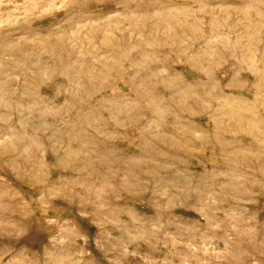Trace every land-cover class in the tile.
Instances as JSON below:
<instances>
[{
  "label": "rangeland",
  "instance_id": "1",
  "mask_svg": "<svg viewBox=\"0 0 264 264\" xmlns=\"http://www.w3.org/2000/svg\"><path fill=\"white\" fill-rule=\"evenodd\" d=\"M0 264H264V0H0Z\"/></svg>",
  "mask_w": 264,
  "mask_h": 264
}]
</instances>
